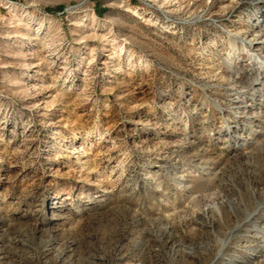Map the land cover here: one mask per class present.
Returning <instances> with one entry per match:
<instances>
[{
  "label": "rangeland",
  "instance_id": "1",
  "mask_svg": "<svg viewBox=\"0 0 264 264\" xmlns=\"http://www.w3.org/2000/svg\"><path fill=\"white\" fill-rule=\"evenodd\" d=\"M263 5L0 0V264H264Z\"/></svg>",
  "mask_w": 264,
  "mask_h": 264
},
{
  "label": "bare ground",
  "instance_id": "2",
  "mask_svg": "<svg viewBox=\"0 0 264 264\" xmlns=\"http://www.w3.org/2000/svg\"><path fill=\"white\" fill-rule=\"evenodd\" d=\"M242 42L247 41V39L242 38ZM252 45H256L257 48L264 49V33H256L254 37H252V40L249 41ZM245 44V43H244ZM257 54V53H256ZM261 55V53H260ZM255 60L260 64V68L264 69V54L261 55V57H256ZM255 226V225H254ZM255 228V227H254ZM257 229L264 232V229L260 228L259 226H256Z\"/></svg>",
  "mask_w": 264,
  "mask_h": 264
},
{
  "label": "built area",
  "instance_id": "3",
  "mask_svg": "<svg viewBox=\"0 0 264 264\" xmlns=\"http://www.w3.org/2000/svg\"><path fill=\"white\" fill-rule=\"evenodd\" d=\"M255 15L257 16V17H259V16H261L262 17V13H263V9H261V7L259 6V5H257L256 3H255ZM263 7H264V5H263ZM258 19V18H257ZM259 20V19H258ZM258 20H256L258 23H260L261 21H258Z\"/></svg>",
  "mask_w": 264,
  "mask_h": 264
}]
</instances>
